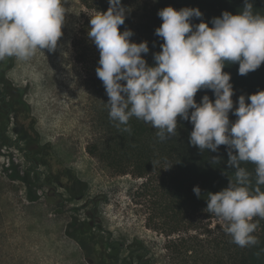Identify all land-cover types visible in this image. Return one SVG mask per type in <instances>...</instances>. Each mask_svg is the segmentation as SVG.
<instances>
[{
    "label": "clouds",
    "instance_id": "1",
    "mask_svg": "<svg viewBox=\"0 0 264 264\" xmlns=\"http://www.w3.org/2000/svg\"><path fill=\"white\" fill-rule=\"evenodd\" d=\"M66 2L0 0V61L14 57L27 62L38 51H55ZM108 3L106 12L90 17L88 37L99 51L95 71L108 96L109 118L130 132L127 125L135 117L157 129L156 136L164 141L176 134L179 117L193 125L189 143L202 153L226 146L234 178L222 190L207 193L206 209L226 222L224 230L234 244L256 245L258 224L252 221L264 219V90L240 95L234 108L231 76L223 69L238 64L243 76L264 64V14L244 0L238 14L224 11L209 27L203 20L192 23L203 15L198 8L160 9L162 24L155 35L163 43L149 66L142 55L149 52L147 41L132 42L131 29L119 30L126 18L121 0ZM201 90L212 91L214 101L204 95L197 103ZM230 112L235 121H230ZM220 162L219 156L211 158V163ZM242 163L255 165L254 177ZM193 192L201 196L199 186Z\"/></svg>",
    "mask_w": 264,
    "mask_h": 264
},
{
    "label": "rangeland",
    "instance_id": "2",
    "mask_svg": "<svg viewBox=\"0 0 264 264\" xmlns=\"http://www.w3.org/2000/svg\"><path fill=\"white\" fill-rule=\"evenodd\" d=\"M63 6L55 51H38L27 62L0 61V96L6 95L7 106L12 89L24 90L36 133L23 132L22 144L39 164L1 138L8 120L0 99V264H122L124 258L125 264H171L167 239L148 228L147 209L137 205L142 181L114 174L87 151L92 99L73 47L86 9L81 0ZM9 115L4 136L15 143L21 112L14 108ZM78 229L94 243L80 242Z\"/></svg>",
    "mask_w": 264,
    "mask_h": 264
},
{
    "label": "trees",
    "instance_id": "3",
    "mask_svg": "<svg viewBox=\"0 0 264 264\" xmlns=\"http://www.w3.org/2000/svg\"><path fill=\"white\" fill-rule=\"evenodd\" d=\"M81 2L86 14L73 40V47L76 60L85 73L92 99L90 114L94 135L88 144V153L114 174L130 175L142 181L136 191L137 205L147 209L148 228L167 239L165 249L171 264H264V219L255 217L252 221L258 224L253 233L258 243L241 248L225 232L226 222L206 209L207 193L222 190L227 187L229 179L234 178V169L227 165L226 146L221 145L218 152L205 150L202 153L189 143L193 125L179 117L176 134L164 141L156 136L157 129L135 117L128 122L130 132L124 131L125 125L118 127V122L109 118L105 104L108 96L95 71L100 58L99 51L88 37L90 17L97 11L106 12L109 3L108 0ZM251 2L254 11L264 14V0ZM121 3L126 9V18L119 30L123 32L131 29L134 33L132 42L147 41L149 52L142 55L149 66H154L153 54L161 51L160 45L163 43L155 35V29L162 24L157 14L160 9L167 6L176 10L198 8L203 15L199 19L193 18L192 23L198 24L203 20L211 27L212 18L221 16L224 11L238 14L244 6V0H154L153 3L146 0H121ZM7 63L6 67L11 68L13 59ZM238 67V64H226L223 69L231 76L234 108L238 106L240 95L247 97L264 90V64L243 76L238 74ZM17 93L20 94L17 98L19 105L14 108L19 109L20 118L26 120L23 123L25 132H28V128L35 130L31 109L22 100L24 90L12 89L13 99H16ZM204 95L214 101L212 91L201 90L195 96L197 103ZM229 119L235 121L236 117L230 112ZM215 156L221 158L219 164L211 163V158ZM241 167L254 177V164L242 163ZM194 186L201 189L199 198L193 192ZM213 222H217L215 226ZM78 239L80 242L94 243L89 232Z\"/></svg>",
    "mask_w": 264,
    "mask_h": 264
},
{
    "label": "flooded vegetation",
    "instance_id": "4",
    "mask_svg": "<svg viewBox=\"0 0 264 264\" xmlns=\"http://www.w3.org/2000/svg\"><path fill=\"white\" fill-rule=\"evenodd\" d=\"M16 99H13L12 98V100H11V102H10V104L9 105H7L6 106V103H5V101H6V99H7V97H6V95L5 94H3V95H1L0 96V99H2L3 98V105H2V108H3V111L4 112H7V114H6V117H7V120H8V123H7V125H6V128H5V131H4V134H7L8 133V131L10 130V126H11V122H10V115H9V112H12V110L14 109V107L15 106H18L19 104H17V103H19V100L17 99L18 97H20V94L19 93H17L16 95ZM15 103H14V102ZM17 121H18V123H19V126L17 127V129H16V131H17V138H16V140H15V143H13V141L11 140V138L9 137V136H4V134L2 135V139L3 140H7L8 142H9V145L10 146H12L13 144H14V146L17 148V149H19V150H24V153H25V155H24V158L26 159V160H28V159H31L33 162H34V164H35V166H36V168L37 169H39V164L34 160V159H32V155H33V151H29V152H27L26 151V149H24V146H23V140H22V137H21V134L23 133V132H25V127L23 126V123H25L26 122V120L25 119H21L20 117H17ZM26 130H28V132H26V133H28L29 134V136L30 137H35V130L32 128H28V129H26ZM92 243V242H91ZM109 244V246H111L112 244L111 243H108ZM93 249L96 251L97 249H98V246H97V244L93 247ZM97 259H98V256H97ZM90 261V263L91 264H99L100 262V260L98 259V260H96V261H94V260H89ZM121 263L122 264H125L126 263V258H124L123 260H121ZM104 264H110L108 261H105L104 262Z\"/></svg>",
    "mask_w": 264,
    "mask_h": 264
},
{
    "label": "bare ground",
    "instance_id": "5",
    "mask_svg": "<svg viewBox=\"0 0 264 264\" xmlns=\"http://www.w3.org/2000/svg\"><path fill=\"white\" fill-rule=\"evenodd\" d=\"M55 65V64H54ZM52 75V74H51ZM48 78V77H47ZM52 81V80H51ZM15 153V152H14Z\"/></svg>",
    "mask_w": 264,
    "mask_h": 264
}]
</instances>
